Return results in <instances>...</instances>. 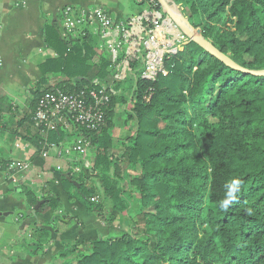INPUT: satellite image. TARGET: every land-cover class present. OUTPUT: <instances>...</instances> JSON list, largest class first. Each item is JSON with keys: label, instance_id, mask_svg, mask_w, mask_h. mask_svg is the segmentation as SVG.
<instances>
[{"label": "trees", "instance_id": "trees-1", "mask_svg": "<svg viewBox=\"0 0 264 264\" xmlns=\"http://www.w3.org/2000/svg\"><path fill=\"white\" fill-rule=\"evenodd\" d=\"M176 2L219 51L247 71H264V0ZM227 15L235 31L220 27ZM98 38L86 33L65 44L55 24L45 25V44L57 57L40 66L33 117L46 92L71 94L95 89L96 82L113 84L99 131H87L65 114L96 152L86 175L70 174L79 188L67 183L90 214L111 229L125 216L130 232L67 241L50 264H264V75L233 69L189 41L166 58L167 76L143 81L138 59L125 80L114 81L107 50L98 55ZM127 81L134 90L130 96L117 93ZM118 105L126 106L123 125L129 129L121 139L114 135ZM65 140L61 125L47 138L36 130L31 139L41 150L45 141ZM27 195L35 207L39 201ZM44 201L40 210L60 209L57 195ZM39 232L28 244L33 256L51 240L49 232Z\"/></svg>", "mask_w": 264, "mask_h": 264}, {"label": "crops", "instance_id": "crops-1", "mask_svg": "<svg viewBox=\"0 0 264 264\" xmlns=\"http://www.w3.org/2000/svg\"><path fill=\"white\" fill-rule=\"evenodd\" d=\"M67 6L102 7L116 22L137 19L135 11L140 8L137 0H0V264H50L65 242L112 236L118 226L120 217L111 229L90 214L74 185L67 183L73 181L70 174L90 170L95 155L94 149L87 155H59L78 138L70 117L60 124L65 141L49 143L42 150L31 141L36 133L32 117L38 84L43 77L40 66L57 57L45 44V25L52 22L65 44L75 43L65 40L58 24L59 10ZM98 39L100 55L105 49ZM50 82L55 85L56 80ZM16 161L25 163L26 169H11ZM27 192L44 203L49 195H57L60 209L44 208L36 216L29 215L37 205L31 207ZM39 231L49 232L51 240L43 253L33 256L28 244Z\"/></svg>", "mask_w": 264, "mask_h": 264}, {"label": "built area", "instance_id": "built-area-1", "mask_svg": "<svg viewBox=\"0 0 264 264\" xmlns=\"http://www.w3.org/2000/svg\"><path fill=\"white\" fill-rule=\"evenodd\" d=\"M148 3L151 6L159 5L156 0H148ZM58 16V24L60 29H63L65 40L75 42L82 39L86 33H92L100 38L102 48L110 52L113 68H116L114 81L126 79L128 73L132 71L130 62L138 60V56L143 57L144 71L140 77L143 81L155 82L160 75L167 76L166 58L182 51L190 41L168 18L159 24L161 15L155 10L128 22H116L102 7L67 6L59 10ZM1 18L0 11V22ZM144 21L148 25H145ZM135 36L138 40L133 44ZM127 45L125 56L120 59L121 47ZM96 85L95 89L71 94L61 90L46 92L38 100L33 127L47 138L49 133L58 129L65 114L69 113L80 127L90 132L99 131L105 124V111L115 91L113 84ZM150 100L151 94L147 93L145 101ZM43 147L44 149L49 147V143L45 141ZM90 149V139L80 136L61 150L59 155L71 152L87 155ZM42 155L47 157L46 152ZM10 168L24 170L26 165L16 161Z\"/></svg>", "mask_w": 264, "mask_h": 264}, {"label": "rangeland", "instance_id": "rangeland-1", "mask_svg": "<svg viewBox=\"0 0 264 264\" xmlns=\"http://www.w3.org/2000/svg\"><path fill=\"white\" fill-rule=\"evenodd\" d=\"M114 1V0H113ZM138 1V3H139V11L137 10V11H135L136 13L135 14H137V16L138 17H141V16H144L147 12L149 13V12H152V10H155V11H157V12H159L160 13V15H161V21H159V24H161V22H163L164 20H166L167 18H168V16L165 14V12L163 11V9L161 8V6H160V9H159V5L158 6H151V5H149V3H148V0H141V2L139 1V0H137ZM171 1V3L172 4H174L175 5V7L183 14V16H185L186 18H188L187 17V15L185 14V12H184V6L183 5H181V4H178L177 2H176V0H170ZM157 2V1H156ZM158 3V2H157ZM159 4V3H158ZM137 6H135V8H136ZM135 14H133V15H135ZM233 18H231V17H229V15H227V16H225L224 17V24L222 25V26H220V27H222V29L223 30H230V31H235V25H234V23H233ZM143 23H145V25H148L147 24V22H143ZM148 28V27H147ZM199 30L200 31H202V29L201 28H199ZM135 33H137L136 31H134ZM143 37H144V35H143ZM134 40H133V44L135 43V42H137V40H138V37L137 36H135L134 38H133ZM127 48H128V45L127 46H122L121 47V51H120V55H119V58L121 59V58H123L124 56H125V53H126V51H127ZM107 55H108V57L111 59V54H110V52H108L107 51V53H106ZM142 55H144V51L142 52ZM138 58L139 59H142L141 58V56L139 57L138 56ZM135 61H137V59L136 60H132L131 62H130V64L132 65V63H134ZM143 61V60H142ZM144 63V62H143ZM112 73L114 74V73H116V68H112ZM111 82V80L108 82V83H110ZM131 87H132V84H130V82H126V83H124L123 84V86H122V88H120V90H116V92L117 93H119V94H121V93H125V92H123L124 90L126 91V96H130V91H129V89H131ZM131 91H134L133 89H131ZM125 107L126 106H121V105H118V108H119V110H118V112H117V119H116V121H119L120 122V125H119V127L115 130V137H116V139H121V138H123L125 135H127V134H129V129H126L125 127H124V125H123V123H124V120L126 119V116H124V114H123V111H124V109H125ZM127 108H129V106H127ZM95 154H96V152H95ZM93 157V156H92ZM91 157V158H92ZM94 158H95V155H94V157L90 160V163H91V166H90V163H89V166H90V169H92V167H93V164H94ZM85 173H88V170L86 169V172ZM135 174H136V172H135ZM89 177V176H88ZM86 181H88V183L89 184H91V185H96V186H100V184H101V182L100 181H98V180H94V179H90V178H87L86 177ZM97 202H100L101 201V199H100V196L98 197V198H96L95 199ZM140 217L139 218H137V216H135L134 217V221H140ZM121 231H129L130 232V228H129V220H128V218H126L125 216H120V218H119V220H118V226H117V228H116V231H115V233H114V235L115 234H118V232H121ZM113 235V236H114ZM106 238V237H105Z\"/></svg>", "mask_w": 264, "mask_h": 264}, {"label": "water", "instance_id": "water-1", "mask_svg": "<svg viewBox=\"0 0 264 264\" xmlns=\"http://www.w3.org/2000/svg\"><path fill=\"white\" fill-rule=\"evenodd\" d=\"M165 14L168 16V19L174 23L178 29L183 32L190 41L195 42L199 46H201L206 52L210 53L214 57L218 58L220 61L225 63L227 66L237 69L240 71H244L250 74H253L255 76H263V72H252V71H247L240 67L237 63H235L229 56L225 55L221 51H219L209 40H207L203 34L202 31L199 29H196L192 26L190 23L189 19L183 16V14L180 12L179 14H176L172 9H171V4L169 0H156ZM73 185L79 188V185L77 182L72 181ZM44 204L43 201L39 202L35 209L31 212H29V215L36 216L37 212L40 210V207Z\"/></svg>", "mask_w": 264, "mask_h": 264}, {"label": "bare ground", "instance_id": "bare-ground-1", "mask_svg": "<svg viewBox=\"0 0 264 264\" xmlns=\"http://www.w3.org/2000/svg\"><path fill=\"white\" fill-rule=\"evenodd\" d=\"M170 4H171V9L176 13V14H179L180 11L175 7L174 4L171 3V1L169 0Z\"/></svg>", "mask_w": 264, "mask_h": 264}]
</instances>
